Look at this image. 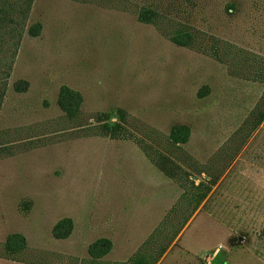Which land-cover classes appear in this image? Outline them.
I'll return each mask as SVG.
<instances>
[{"label":"rangeland","instance_id":"obj_1","mask_svg":"<svg viewBox=\"0 0 264 264\" xmlns=\"http://www.w3.org/2000/svg\"><path fill=\"white\" fill-rule=\"evenodd\" d=\"M262 111L264 0H0V264L125 262L175 203L166 233L184 224L156 264H264Z\"/></svg>","mask_w":264,"mask_h":264},{"label":"trees","instance_id":"obj_2","mask_svg":"<svg viewBox=\"0 0 264 264\" xmlns=\"http://www.w3.org/2000/svg\"><path fill=\"white\" fill-rule=\"evenodd\" d=\"M155 15L151 10H144L140 14L142 22L156 23ZM39 25H34L31 32L36 34ZM170 40L177 46L191 47L194 46L195 36L189 30L177 29L170 36ZM202 90L201 93H203ZM81 95L71 90L69 87L62 85L58 92L57 103L60 109L69 117H75L78 113L81 104ZM264 118V111L260 112L258 121ZM104 134L108 133L106 127L103 131ZM110 134V133H108ZM113 135V134H111ZM189 138V130L184 125L174 126L169 133V139L174 143L184 144ZM200 184L197 185V187ZM205 191L199 192L196 203L200 202L206 195ZM181 210V204L175 203L170 210L165 214L160 224L149 234V236L142 242L136 252L125 262H113L112 264H156L166 252L168 246L178 234L184 223L174 228L172 232L166 233V226L170 225V218ZM74 224L71 218L64 217L57 221L51 228V235L55 239H66L72 233ZM26 248V238L21 233H10L4 243L3 251L9 256V259L16 260ZM112 249V241L109 238L102 237L93 241L88 245L87 254L91 261H98L107 255Z\"/></svg>","mask_w":264,"mask_h":264},{"label":"crops","instance_id":"obj_3","mask_svg":"<svg viewBox=\"0 0 264 264\" xmlns=\"http://www.w3.org/2000/svg\"><path fill=\"white\" fill-rule=\"evenodd\" d=\"M74 224V223H73ZM74 228V227H73ZM73 232V231H72ZM107 238V237H106Z\"/></svg>","mask_w":264,"mask_h":264}]
</instances>
